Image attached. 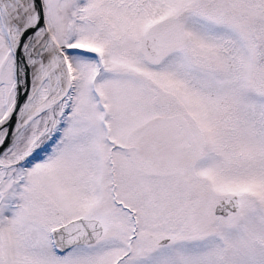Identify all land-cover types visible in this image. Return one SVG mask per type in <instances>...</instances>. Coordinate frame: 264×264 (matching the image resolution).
Masks as SVG:
<instances>
[{
	"label": "snow or ice",
	"instance_id": "1",
	"mask_svg": "<svg viewBox=\"0 0 264 264\" xmlns=\"http://www.w3.org/2000/svg\"><path fill=\"white\" fill-rule=\"evenodd\" d=\"M0 264H264V0H0Z\"/></svg>",
	"mask_w": 264,
	"mask_h": 264
}]
</instances>
